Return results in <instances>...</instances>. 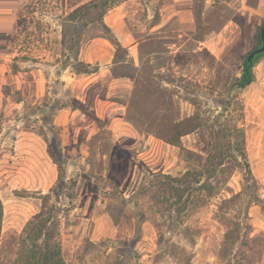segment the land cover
I'll use <instances>...</instances> for the list:
<instances>
[{
  "label": "rangeland",
  "instance_id": "1",
  "mask_svg": "<svg viewBox=\"0 0 264 264\" xmlns=\"http://www.w3.org/2000/svg\"><path fill=\"white\" fill-rule=\"evenodd\" d=\"M123 1L0 0V264H34L20 238L52 206L64 264H264V53L232 87L264 20L195 0L181 69L159 55L120 64L125 84L72 86L73 70L101 68L82 48L123 53L102 21ZM132 24L148 37L147 11ZM63 108L80 114L59 125Z\"/></svg>",
  "mask_w": 264,
  "mask_h": 264
},
{
  "label": "crops",
  "instance_id": "2",
  "mask_svg": "<svg viewBox=\"0 0 264 264\" xmlns=\"http://www.w3.org/2000/svg\"><path fill=\"white\" fill-rule=\"evenodd\" d=\"M210 0H207V3ZM243 6V12L249 17L251 24L257 25L264 20V0H240ZM195 0H125L119 5H115L105 13L102 21L116 31L123 32L121 41L122 54L118 49H106L105 52L97 54L89 53L84 48L79 54L80 60L85 63L100 61L99 71L77 72L73 70L68 78L72 86L82 87L83 91L91 84H95L104 78H109V83L125 84L132 79L127 73L117 72L120 64H129L130 62L139 66L144 59H155L163 55L165 59L176 65V57L185 53L187 36L189 31L195 27V14L193 12ZM131 11H128V7ZM147 11L150 18V29L148 37L136 33L135 24L129 30V18L139 14V10ZM141 13V12H140ZM152 35V36H151ZM161 40L162 49L146 52L145 44L148 41ZM203 42L200 41L199 44ZM124 49L126 53L124 54ZM200 49V48H198ZM196 51V50H195ZM108 95V93H107ZM84 92L81 99L84 100ZM97 96L95 99V111L98 116L110 115L109 106L111 101ZM106 107V108H105ZM72 115H79L80 112L72 108H63L55 117V123L59 125L70 121ZM85 115V114H84ZM73 117V116H72Z\"/></svg>",
  "mask_w": 264,
  "mask_h": 264
},
{
  "label": "trees",
  "instance_id": "3",
  "mask_svg": "<svg viewBox=\"0 0 264 264\" xmlns=\"http://www.w3.org/2000/svg\"><path fill=\"white\" fill-rule=\"evenodd\" d=\"M125 53L126 50L124 49V54ZM260 55H257L252 63H249L246 58L243 73L241 77L235 81L232 87L234 86L239 89H244L253 82L254 78L252 69L256 59ZM188 132L189 130L180 133V135ZM170 143L176 144V142L172 140ZM3 220L4 206L0 198V238L2 234ZM59 225L58 214L53 206L50 208L48 214L42 213L36 215L26 227L20 238L21 248L19 255L21 258H27L34 264H64L61 253V243L59 241Z\"/></svg>",
  "mask_w": 264,
  "mask_h": 264
},
{
  "label": "water",
  "instance_id": "4",
  "mask_svg": "<svg viewBox=\"0 0 264 264\" xmlns=\"http://www.w3.org/2000/svg\"><path fill=\"white\" fill-rule=\"evenodd\" d=\"M263 53H264V23L262 24L259 32V45L248 54L247 61L249 63H252L257 55Z\"/></svg>",
  "mask_w": 264,
  "mask_h": 264
}]
</instances>
